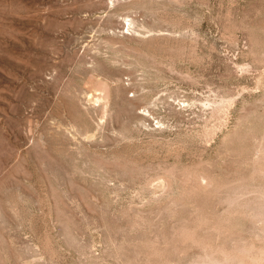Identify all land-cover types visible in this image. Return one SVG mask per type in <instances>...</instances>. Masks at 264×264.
I'll list each match as a JSON object with an SVG mask.
<instances>
[{"label": "rangeland", "instance_id": "obj_1", "mask_svg": "<svg viewBox=\"0 0 264 264\" xmlns=\"http://www.w3.org/2000/svg\"><path fill=\"white\" fill-rule=\"evenodd\" d=\"M0 264H264V0H0Z\"/></svg>", "mask_w": 264, "mask_h": 264}]
</instances>
